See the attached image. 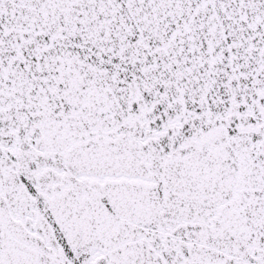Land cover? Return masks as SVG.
I'll use <instances>...</instances> for the list:
<instances>
[{
    "label": "snow or ice",
    "instance_id": "1",
    "mask_svg": "<svg viewBox=\"0 0 264 264\" xmlns=\"http://www.w3.org/2000/svg\"><path fill=\"white\" fill-rule=\"evenodd\" d=\"M0 264H264V0H0Z\"/></svg>",
    "mask_w": 264,
    "mask_h": 264
}]
</instances>
